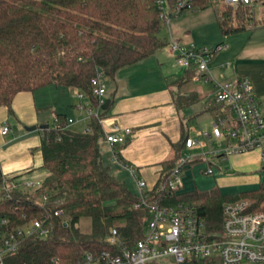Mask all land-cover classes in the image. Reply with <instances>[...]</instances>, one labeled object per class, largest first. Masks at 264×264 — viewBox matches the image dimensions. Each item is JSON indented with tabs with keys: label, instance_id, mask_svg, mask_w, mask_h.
<instances>
[{
	"label": "trees",
	"instance_id": "16d2710c",
	"mask_svg": "<svg viewBox=\"0 0 264 264\" xmlns=\"http://www.w3.org/2000/svg\"><path fill=\"white\" fill-rule=\"evenodd\" d=\"M217 1L191 0L183 9L204 8ZM166 2L172 6L174 0ZM253 7L254 2H222L216 14L221 33L256 27ZM161 12L158 0H0V105L12 114L11 103L17 92L34 91L47 84L75 89L97 104L93 78L103 74L114 77L121 66L145 58L166 44L157 34ZM222 43L210 48L211 52ZM190 80L191 71L187 70L171 82L179 88L174 94L179 108L202 98L196 89L180 90ZM205 110L213 117L219 113L230 116L226 106L218 103ZM66 122L64 113L55 112L53 126L41 128L39 148L42 166L48 172L41 186L30 191H0V218H8L10 227L46 218L51 228L47 236L22 238L16 250L4 258V264H55L54 259L58 264H83L86 252L91 253L92 264H105L101 251L120 252L107 241L112 228L117 229L125 245L143 235L147 210L134 206L137 193L103 163L102 123L92 115L86 125L90 130L73 131ZM186 128L181 119V137L172 143L174 154L163 161L150 195L165 203L193 205L208 233L220 230L222 207L227 201L246 198L252 208H264V183L235 192H222L218 187L169 193L160 189L184 148L189 136ZM117 159L123 161L118 155ZM198 159L200 155L189 162ZM2 179L0 168V185ZM42 192L48 193L45 201L40 199ZM58 208L64 215L56 213Z\"/></svg>",
	"mask_w": 264,
	"mask_h": 264
},
{
	"label": "built area",
	"instance_id": "2783aa9c",
	"mask_svg": "<svg viewBox=\"0 0 264 264\" xmlns=\"http://www.w3.org/2000/svg\"><path fill=\"white\" fill-rule=\"evenodd\" d=\"M191 0H174L172 6L168 5L169 14L176 15ZM225 4L253 3L255 0H221ZM166 0H158L162 10L161 15L167 20L168 13L164 11ZM170 51L178 65L191 71L193 81H213L214 91L212 98H207V105L218 103L226 106L229 117L217 114L212 121L210 130H201L195 135L185 139L184 148L191 150L202 147L206 140L213 137L226 141L210 150L209 154L227 156L243 153L264 144V115L262 114L253 92V84L248 76L241 75L232 80L219 82L209 74L208 62L212 56L210 48L199 47L192 41L170 40ZM225 48L220 44L216 49ZM93 91L97 96L96 110L88 107L89 116H95L103 125L104 139L110 144L123 143L126 136L132 132L130 127H121L110 122L103 116L101 108L105 101L103 94L106 91L102 77L92 79ZM79 98L85 97L82 92L77 93ZM86 104L79 103V108ZM67 125V122H66ZM86 130H90L86 126ZM10 130L8 124L0 127L2 134ZM197 154H182L176 159L175 165L168 173L160 189L165 193L179 191L183 186L181 175L189 160ZM202 155H205L202 154ZM112 159L118 160L115 152ZM125 166L137 185L138 201L135 207L145 208L147 229L142 237L131 245H125L120 239L116 228L111 229L107 241L118 246L120 252L103 250L100 258L105 264H264V208H252L251 202L246 198L227 201L222 207V220L220 230L214 233L205 231L203 219L195 207L185 203H165L157 197L150 195V189L143 177L134 166L120 161ZM213 170L208 167L205 173ZM41 179H31L24 182V186L36 189L42 184ZM1 186L9 191L16 187L13 181L3 176ZM47 192H42L40 199L45 201ZM57 214L64 215V210L58 208ZM46 218L30 219L15 226L8 225V218H0V264L4 258L14 252L19 241L31 234L47 236L50 225ZM92 255L85 253L83 264H92ZM54 263L58 261L54 259Z\"/></svg>",
	"mask_w": 264,
	"mask_h": 264
},
{
	"label": "crops",
	"instance_id": "0c3cea01",
	"mask_svg": "<svg viewBox=\"0 0 264 264\" xmlns=\"http://www.w3.org/2000/svg\"><path fill=\"white\" fill-rule=\"evenodd\" d=\"M256 28L253 27L245 30H250L254 34ZM259 42L250 41L237 48L234 53L236 59L235 65L237 66L236 70L230 73V76L232 79L241 75L251 78L255 99L264 115V57H261L262 62L257 61L256 64H239V57L242 56V51L245 52L246 50L249 52L252 49H257V45L260 44ZM155 52L131 64L143 63V60L151 57ZM187 70L184 68V72L180 77ZM151 81L150 78L142 76L126 83L123 82L122 84L115 82L113 90L110 93L106 87L103 97L104 99H110L106 110V117H108L110 122L117 123L121 127H130L132 132L126 136V141L123 143L110 145L104 139V136L100 140L101 146L103 144L107 145L111 156L112 152H115L123 161L134 166L137 173L145 179L149 188H152L157 181L163 169V161L171 158L174 154L172 143L178 142L181 137V119L187 127L188 134L191 135L184 113V109L188 105L179 108L174 100V94L178 92L179 88H174L173 86L175 85L171 84L172 81L165 80L158 83H151ZM196 82L190 80L180 90L188 91L196 89L202 95V98L205 96L210 98L214 90L205 95ZM69 89H71L70 91L73 94L78 93L75 89ZM35 91L22 90L17 92L11 103L12 114H9L5 105H0V127L8 124L10 128L5 134L0 132V168L3 176L13 181L16 184L15 188L22 191H30L32 189L31 187L24 186L26 180H43L48 174L41 163L42 156L39 148L41 128L39 125L43 124L44 117L38 105ZM78 99L81 103L82 100L86 101L88 98L78 97ZM204 105L205 108L209 106L206 103ZM64 114L66 115V113ZM211 118L213 121L214 117L212 114ZM84 119H86V128L90 117H85ZM73 121L67 117V127L69 129H71L69 124ZM31 125H36V128H27V126ZM204 130H210V128ZM213 140L217 141L215 147L211 145L209 151H203L197 155L202 156L204 153L207 155L210 150L226 143V141L220 142L210 137L209 140H206L207 142L204 147L209 145ZM215 156L223 161L224 169L230 171L227 174L219 172L221 175L218 177V182L221 187H237L243 190L254 188L264 183V144L261 147L243 153ZM110 159L114 161L111 157ZM118 163L120 164V162Z\"/></svg>",
	"mask_w": 264,
	"mask_h": 264
},
{
	"label": "rangeland",
	"instance_id": "374dc122",
	"mask_svg": "<svg viewBox=\"0 0 264 264\" xmlns=\"http://www.w3.org/2000/svg\"><path fill=\"white\" fill-rule=\"evenodd\" d=\"M222 1L219 0L215 4L211 3L204 8L196 9H183L176 15H170L168 4L165 2L164 11L168 13L167 20L162 18L158 36L166 44L156 50L155 54L151 57L143 60V63L124 65L118 68L114 77L102 75V81L107 87L108 92L113 90V86L116 83L128 82L134 78L145 77L150 78L151 83H158L163 81H172L178 78L184 72V68L181 65L176 64L174 56L169 48L170 40L192 41L199 47L213 48L216 44L223 42L227 44V48L217 49L208 62L209 74L218 80L219 82L232 79L231 72L236 70V59L234 56L237 48H240L247 42H259L257 49H252L249 52L242 51L239 64H256L257 61L262 62L261 57H264V3L261 0L254 2V15L256 29L254 34L250 30H241L233 32L227 35H223L218 27L216 20V14L219 11ZM232 44V47H231ZM230 46V47H229ZM152 60V62H151ZM154 60V61H153ZM251 79V78H250ZM252 81V80H251ZM203 94H209L214 90L213 81H197ZM176 88L175 86H173ZM71 89L66 87H55L54 85H45L44 87L37 88L35 96L38 102L41 112L43 113V124L53 126L54 116L56 112H64L69 120H74L69 124L71 129L81 131L85 129L86 118H89L88 107H92L96 110V104L91 103L89 99L81 101L82 104H86L84 108L77 107L80 103L77 94H73ZM213 96V94H212ZM211 96V98H212ZM205 103H207V97L189 104L184 109L186 123L189 127V133L195 135L196 132L209 129L212 125L211 113L205 110ZM66 117V118H67ZM223 142V139L218 140ZM217 145V141L213 140L209 145L197 147L195 149L183 148L182 154H199L203 151H209L210 146ZM101 156L103 163L108 165L111 172L124 181L127 187L133 192H137V185L134 177L131 175L128 169L121 166L116 160H111L110 152L106 144L100 145ZM42 163V162H41ZM208 167L212 168L211 173H205ZM224 170V172H223ZM222 174H227L230 171L224 169V164L219 157L212 154L200 156V159L188 162L186 167L182 171L181 180L183 186L181 190H191L197 188L199 191H207L218 187L222 192L238 191L240 188H223L219 185L218 177ZM2 186L0 185V191ZM147 225L144 224V231L147 229ZM240 264H260V263H240Z\"/></svg>",
	"mask_w": 264,
	"mask_h": 264
},
{
	"label": "water",
	"instance_id": "95a60500",
	"mask_svg": "<svg viewBox=\"0 0 264 264\" xmlns=\"http://www.w3.org/2000/svg\"><path fill=\"white\" fill-rule=\"evenodd\" d=\"M98 71L101 72V68H99ZM109 102H110V99L109 98L105 99V101L101 105V108L103 110L107 109V107L109 105ZM47 126H48V124H40L39 125L40 128L47 127ZM27 128H29V129H35L36 128V125L27 126ZM181 264H188V263H185L184 262V263H181Z\"/></svg>",
	"mask_w": 264,
	"mask_h": 264
}]
</instances>
